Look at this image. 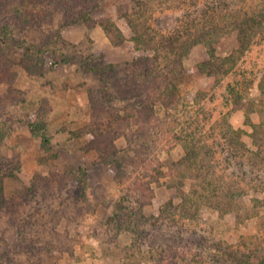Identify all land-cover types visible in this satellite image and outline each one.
Wrapping results in <instances>:
<instances>
[{
    "label": "rangeland",
    "instance_id": "obj_1",
    "mask_svg": "<svg viewBox=\"0 0 264 264\" xmlns=\"http://www.w3.org/2000/svg\"><path fill=\"white\" fill-rule=\"evenodd\" d=\"M136 1L102 0L93 21L64 26L44 45L49 21L19 33L16 18L26 16L17 7L35 21L55 3L0 0V24L16 30L0 40V264H214L233 251L264 264V28L216 85L195 68L208 58L203 43L176 78L162 79L149 70L152 51L131 40L124 13ZM184 1L148 7L157 39L189 19L215 23V53L225 56L237 46L232 19L260 0ZM162 89L166 108L142 106L140 95ZM183 140L233 192V210L200 202L198 217L179 215L176 185L200 182L173 176Z\"/></svg>",
    "mask_w": 264,
    "mask_h": 264
},
{
    "label": "trees",
    "instance_id": "obj_2",
    "mask_svg": "<svg viewBox=\"0 0 264 264\" xmlns=\"http://www.w3.org/2000/svg\"><path fill=\"white\" fill-rule=\"evenodd\" d=\"M52 2L55 3V6H49V11L45 10L41 13L40 10H37L33 12L38 16L35 21L29 19L30 13H26L27 11L24 8L18 6L17 9L20 11V14L26 16L24 20H22L23 18L20 19V17L16 18V23L19 22V24H24L19 26L18 32L21 33L23 29H29L30 27L35 30H38V28L41 29L43 24L42 21L48 20L49 23H47L48 25L45 30H41L43 32V40L45 39L44 45L46 42H52V40H61V34L59 32L62 27L73 25L81 20L93 21V16L91 15L92 11L94 8L99 7L102 0H52ZM152 2L153 0H137L135 8L130 12L124 13V17L127 19L132 29L131 40L135 48L137 50L152 51L149 70L153 76L162 79H167L169 76H174V78H176L178 70L183 66L184 57L187 56L192 47L199 43H203L206 46L208 58L196 64L195 68L200 72L206 73L209 81L211 80V82H214L216 80V82H214L216 85L221 82L222 78L234 72L238 58L250 46L255 36L259 35L264 28V0H260L255 6L239 11L232 19L231 27L237 30V46L233 48L229 54L218 56L213 46V35L217 33L220 27L217 24L215 25V23L208 24L206 21L194 23L193 20L189 19L184 24L175 26L169 31V34L157 39V35L145 17L148 7L153 4ZM56 12H61V19L64 20L63 23L61 22L58 26L53 23V17L57 14ZM100 24L107 32L113 44L120 42V29L112 19L105 18L100 21ZM13 25H10L8 22L2 25L0 24V33L4 31L3 34H5L4 36L0 35V40H5L3 38L9 35H16V30ZM227 25L229 26V24ZM94 54L95 51H93V55ZM108 66L115 65H105V69ZM259 86L261 89L264 88V75ZM121 91L122 94H130V91L125 87H121ZM166 95V89L154 90L150 93L145 91L143 95H140V102L145 108L153 106H162L166 108ZM31 126L33 128V124H31ZM229 128L232 129V127ZM232 131L240 133V130ZM41 134L43 141L47 142L49 140L47 135L43 132ZM183 149L185 155L180 160V163H178L176 169L177 173H173V176L194 177L199 179L200 182L197 186H193L195 184L192 183L193 185H188L187 188L184 181L176 185L178 195L180 196V201L177 204L179 215L185 218L198 217L200 202H207L213 208L221 212H230L233 210L231 209L235 201L233 192H230V189L220 182V180L213 181L210 179L207 173L210 171L206 169L207 166L206 168L203 167L200 160H197L198 156L197 152H195L197 148H193L192 145L190 146L187 141L183 140ZM163 167H165L164 164H162L161 168ZM1 181L2 179L0 178V198L2 199L4 194ZM170 186L172 187V181ZM0 203H2L1 200ZM227 252L228 249L223 248L222 255ZM230 254L232 256L225 257L224 263H220V259L216 258L214 264H232V262H235L234 264H253L250 259L251 255L242 253L237 256L236 251Z\"/></svg>",
    "mask_w": 264,
    "mask_h": 264
}]
</instances>
